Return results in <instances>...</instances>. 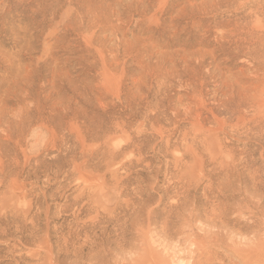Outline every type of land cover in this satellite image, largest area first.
Instances as JSON below:
<instances>
[{
	"label": "rangeland",
	"instance_id": "rangeland-1",
	"mask_svg": "<svg viewBox=\"0 0 264 264\" xmlns=\"http://www.w3.org/2000/svg\"><path fill=\"white\" fill-rule=\"evenodd\" d=\"M241 261L264 0H0V264Z\"/></svg>",
	"mask_w": 264,
	"mask_h": 264
},
{
	"label": "bare ground",
	"instance_id": "bare-ground-1",
	"mask_svg": "<svg viewBox=\"0 0 264 264\" xmlns=\"http://www.w3.org/2000/svg\"><path fill=\"white\" fill-rule=\"evenodd\" d=\"M197 107V106H196ZM220 120V119H219ZM212 122V121H211ZM214 125V124H213ZM214 129V128H213ZM210 130H212V129H210ZM215 130V129H214ZM217 135V134H216ZM214 239V238H213ZM150 249V248H149ZM250 249V248H249ZM104 254V253H103ZM241 255V254H240ZM197 258V257H196ZM242 259L244 260V258L242 257ZM193 260V259H192ZM237 264H243V262L241 261V262H239V263H237Z\"/></svg>",
	"mask_w": 264,
	"mask_h": 264
}]
</instances>
